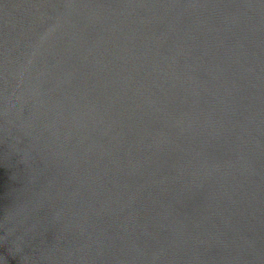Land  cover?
Returning a JSON list of instances; mask_svg holds the SVG:
<instances>
[{
	"label": "water",
	"instance_id": "obj_1",
	"mask_svg": "<svg viewBox=\"0 0 264 264\" xmlns=\"http://www.w3.org/2000/svg\"><path fill=\"white\" fill-rule=\"evenodd\" d=\"M0 264H264V0H0Z\"/></svg>",
	"mask_w": 264,
	"mask_h": 264
}]
</instances>
